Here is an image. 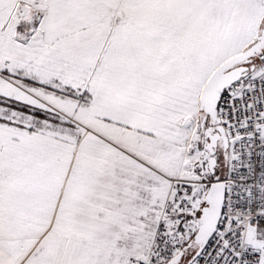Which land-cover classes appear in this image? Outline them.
<instances>
[{"label":"snow or ice","instance_id":"snow-or-ice-1","mask_svg":"<svg viewBox=\"0 0 264 264\" xmlns=\"http://www.w3.org/2000/svg\"><path fill=\"white\" fill-rule=\"evenodd\" d=\"M0 264H264V0H0Z\"/></svg>","mask_w":264,"mask_h":264}]
</instances>
